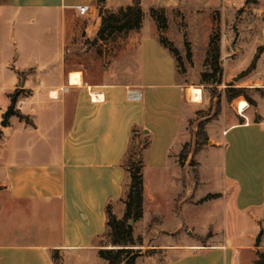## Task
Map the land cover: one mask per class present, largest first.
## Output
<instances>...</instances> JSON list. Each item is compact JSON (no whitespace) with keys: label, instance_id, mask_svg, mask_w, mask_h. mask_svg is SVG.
<instances>
[{"label":"crops","instance_id":"1","mask_svg":"<svg viewBox=\"0 0 264 264\" xmlns=\"http://www.w3.org/2000/svg\"><path fill=\"white\" fill-rule=\"evenodd\" d=\"M132 3L0 0V125L17 89L24 92L15 110L31 119L13 114L1 128L0 264H109L98 242L107 231V206L118 218L125 213L131 179L124 161L134 130L149 143L141 154L143 216L133 221V232L154 251H142L135 264H258L264 256V231L256 245L264 230L262 100L238 105L243 111L236 99L223 105L205 125L208 144L182 165L188 126L204 98L192 101L194 87L179 79L177 60L159 41L155 21L145 31V12L141 29L126 34L128 45L136 46L131 81L90 84L82 70L68 66L78 6L97 8L83 29L95 39L101 8L117 12ZM149 6L188 5L153 0ZM242 53L237 42L225 77L246 67L236 63ZM73 72L80 81L71 80ZM128 87L140 89L141 100H129ZM215 120L220 126L211 128ZM209 194L217 196L204 200Z\"/></svg>","mask_w":264,"mask_h":264},{"label":"rangeland","instance_id":"2","mask_svg":"<svg viewBox=\"0 0 264 264\" xmlns=\"http://www.w3.org/2000/svg\"><path fill=\"white\" fill-rule=\"evenodd\" d=\"M182 1H187L188 6H184L183 9H167V24L159 29L155 22V31L158 38L164 37L169 44L178 49L179 79L187 82L189 89L194 87L192 88L195 92L194 102L201 101L200 89L203 90L204 105L189 123L188 133L191 137L184 146L191 155L195 149L199 123H207L208 117L211 116V121L218 116L213 115L218 110L219 102L221 112L223 105H229L234 101L227 98L229 87H242L241 82L244 79L248 80L249 87L245 94L256 104H251L244 95H241L235 98L237 108L238 105L244 107L248 103L256 106L258 100L264 102V57L258 71L256 67L246 72L257 49L264 45V0H216L217 3L215 0ZM151 3L153 0H146L143 7L145 31L150 30L154 23L150 17ZM74 24L79 30L78 34L66 47V62L70 68L82 70L85 80L90 84L106 81L123 83L134 78L137 64L136 46L128 45L125 33H115L106 41L93 42L94 39H88L83 32L86 17H76ZM237 42L242 44L244 53L239 56L236 63L240 67H246L233 78L225 77V69L228 72L233 63L229 55L232 54ZM218 45L221 49L220 63L223 76L222 84L213 86L206 81L204 74L213 71L212 63L217 56ZM219 126L220 121L215 120L211 128ZM147 140V135L142 131L135 134L125 164L136 162L141 158ZM189 163L191 164V161ZM100 241L105 246L109 244V238L106 236L101 237ZM148 244L149 241L144 238L143 245L139 247L143 252H154L150 250ZM167 255L162 251L163 258Z\"/></svg>","mask_w":264,"mask_h":264},{"label":"trees","instance_id":"3","mask_svg":"<svg viewBox=\"0 0 264 264\" xmlns=\"http://www.w3.org/2000/svg\"><path fill=\"white\" fill-rule=\"evenodd\" d=\"M97 2H104L105 0H96ZM165 7H152L150 9V17L156 22L159 29L163 28L167 24ZM102 15L101 27L98 31L96 38L93 42L106 41L110 36L115 33H129L131 31L140 30L143 25L144 11L142 6V0H133L130 6L121 8L117 12H104L103 8L100 10ZM161 44L166 47L176 58L177 63H179V51L177 48L173 47L164 37H159ZM217 56L212 63L213 71L211 73L207 72L204 74L206 81H209L213 86H218L222 84L223 68L220 63L221 49L220 45L217 46ZM264 52V45L257 49V52L246 69V72H250L257 67L258 60L261 54ZM22 77L23 74H20ZM247 87H229L227 90V98L233 100L236 97L244 95L251 104H256V102L245 94ZM24 91L17 89L13 94H11L12 99L16 94L21 95ZM19 97V96H18ZM220 113V102L218 110L213 116H217ZM14 115L19 118L31 122L29 116L22 114L19 110H15ZM210 117L207 118V122L210 121ZM206 123L200 122L198 127V132L196 133L195 149L192 154L200 151L209 142L208 134L205 130ZM136 130L133 132V139L135 137ZM3 132L0 128V139L2 138ZM149 140L146 141V147ZM190 151H187L184 147L180 153V163L185 164L189 158ZM191 165L195 166L196 161L191 160ZM127 171L130 174V184L124 199L125 203V213L122 218H118L111 209V205L107 206V231L102 236L109 238V244L103 245L102 242L99 243V255L108 261L109 264H135L137 257L142 254V249L139 246L143 245L144 239L142 236L135 237L133 232L132 221H138L143 216V192H144V180H143V160L142 157L136 162H130L128 165L125 164ZM217 194H209L204 200L214 198ZM101 239V238H100ZM112 246V247H109ZM149 254L152 252H148ZM258 264H264V256L259 254Z\"/></svg>","mask_w":264,"mask_h":264},{"label":"built area","instance_id":"4","mask_svg":"<svg viewBox=\"0 0 264 264\" xmlns=\"http://www.w3.org/2000/svg\"><path fill=\"white\" fill-rule=\"evenodd\" d=\"M78 12L83 17L86 18L93 17L97 15V8L95 6H90V5H80L78 6ZM64 90L67 91V88H65ZM127 97L129 100L139 101L141 100L142 97L141 90L134 87H128ZM238 110L240 111V108H238Z\"/></svg>","mask_w":264,"mask_h":264},{"label":"water","instance_id":"5","mask_svg":"<svg viewBox=\"0 0 264 264\" xmlns=\"http://www.w3.org/2000/svg\"><path fill=\"white\" fill-rule=\"evenodd\" d=\"M233 46H234V44H233ZM18 96H19V94L15 95V97L12 99L11 106L4 113L3 120L1 121V126H3V127L8 126L9 118L13 115V113L15 111V108H16V105L18 102ZM131 223H133V221ZM263 231L264 230L262 229L261 232L259 233V235L257 236V239H256V245L257 246H259V244H260V239H261V236L263 234Z\"/></svg>","mask_w":264,"mask_h":264},{"label":"bare ground","instance_id":"6","mask_svg":"<svg viewBox=\"0 0 264 264\" xmlns=\"http://www.w3.org/2000/svg\"><path fill=\"white\" fill-rule=\"evenodd\" d=\"M71 80L72 81H74V80H76V81H80L81 80V75L78 73V72H73L72 74H71ZM201 90V89H200ZM201 93H202V90H201ZM201 99H203V97L201 98ZM193 101V100H192ZM194 102V101H193ZM239 107V106H238ZM240 108V107H239ZM240 110L241 111H243L244 109H241L240 108Z\"/></svg>","mask_w":264,"mask_h":264}]
</instances>
